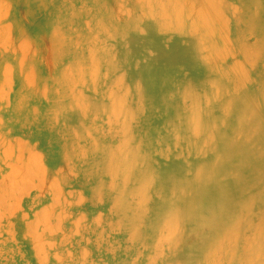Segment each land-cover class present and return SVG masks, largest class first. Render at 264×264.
<instances>
[{
    "label": "rangeland",
    "instance_id": "374dc122",
    "mask_svg": "<svg viewBox=\"0 0 264 264\" xmlns=\"http://www.w3.org/2000/svg\"><path fill=\"white\" fill-rule=\"evenodd\" d=\"M176 1L187 23L208 19L197 32L206 57L240 79L239 92L264 123V41L259 26H247L261 20L264 0H0V264H195L193 250L178 255L182 242L171 246L175 233L131 236L113 188L131 189L133 181L113 174L96 152L123 146L119 159L131 151L158 158L159 149H140L139 139L163 132L164 118L140 96L152 91L134 75L157 66L186 73L176 57L189 45L167 51L175 57L167 62L171 46L162 39L146 43H160L159 52L119 42L145 36L148 11ZM135 122L151 131L133 129ZM210 190L215 200L232 189L221 178ZM162 193L159 204H168ZM137 195L145 198L125 199ZM153 217L145 216L141 232Z\"/></svg>",
    "mask_w": 264,
    "mask_h": 264
},
{
    "label": "bare ground",
    "instance_id": "6f19581e",
    "mask_svg": "<svg viewBox=\"0 0 264 264\" xmlns=\"http://www.w3.org/2000/svg\"><path fill=\"white\" fill-rule=\"evenodd\" d=\"M247 4L253 3L247 0ZM184 5L176 1L164 5L159 12L149 10L146 17L153 24L144 26L146 35L131 34L119 42L152 46L159 52L160 43H146L162 39L167 47L171 46L166 50L167 62L175 58L167 51L178 50L180 44L189 45L186 55L177 52L176 57L186 73L169 75L157 66L148 72L143 67L134 75L152 91L140 96L156 106L164 118L163 132H145L140 122L133 124V129L152 132L150 138L139 139L140 149L145 144L149 149L157 148L158 158L137 157L136 151H131L127 160L119 159L123 146L97 148L96 152L103 156L100 163H105L113 174L133 181L131 189L125 190L119 184L113 188L118 190L113 204L131 222L133 238L139 235L148 240L175 233L171 246L181 241L183 245H177L181 250L176 253L183 255L193 250L195 264L215 260L220 264H264V123L254 116L239 92L240 79L217 72L213 61L206 57L198 33L201 27L208 26V19L201 18L194 26L187 23ZM247 26H259V38L264 41V15L257 22L250 19ZM261 96L264 100V88ZM139 158L143 162H137ZM147 174L151 176L146 178ZM221 178L232 190L219 193L214 200L216 193L210 187L217 189ZM165 189L171 198L168 204L161 205L158 199ZM154 190L159 195L151 196ZM138 192L145 198L137 195L134 200L125 199V195ZM150 213L154 217L146 234L138 226L145 225L144 218ZM131 250L126 248L127 252Z\"/></svg>",
    "mask_w": 264,
    "mask_h": 264
}]
</instances>
